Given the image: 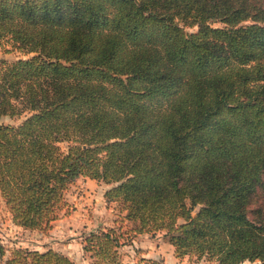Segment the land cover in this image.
<instances>
[{
    "label": "trees",
    "instance_id": "obj_1",
    "mask_svg": "<svg viewBox=\"0 0 264 264\" xmlns=\"http://www.w3.org/2000/svg\"><path fill=\"white\" fill-rule=\"evenodd\" d=\"M0 199L48 231L77 178L120 212L90 264L162 232L173 255L264 264V0H0ZM0 264H74L0 243Z\"/></svg>",
    "mask_w": 264,
    "mask_h": 264
},
{
    "label": "rangeland",
    "instance_id": "obj_2",
    "mask_svg": "<svg viewBox=\"0 0 264 264\" xmlns=\"http://www.w3.org/2000/svg\"><path fill=\"white\" fill-rule=\"evenodd\" d=\"M17 56L18 53H3L0 50V58L13 59ZM0 121L15 124L19 119L3 117ZM77 179L66 192L70 209L66 214L60 213L48 231H29L14 225L0 199V243L6 249L20 247L42 251L51 248L67 256L74 264H90L81 251V239L98 222L102 226L113 225L120 209L103 198L106 185L92 179ZM115 258L121 264H211L194 257H175L162 232L138 235L130 244L118 247ZM242 264L252 263L245 261Z\"/></svg>",
    "mask_w": 264,
    "mask_h": 264
},
{
    "label": "crops",
    "instance_id": "obj_3",
    "mask_svg": "<svg viewBox=\"0 0 264 264\" xmlns=\"http://www.w3.org/2000/svg\"><path fill=\"white\" fill-rule=\"evenodd\" d=\"M75 181H78V179H76ZM89 183H90V180H89ZM97 225H100V223L98 222ZM87 260L89 261V259H87ZM89 263H90V261H89Z\"/></svg>",
    "mask_w": 264,
    "mask_h": 264
}]
</instances>
